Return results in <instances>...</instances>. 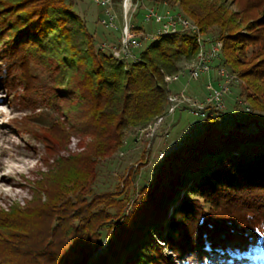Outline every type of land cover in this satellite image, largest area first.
<instances>
[{"label":"trees","instance_id":"16d2710c","mask_svg":"<svg viewBox=\"0 0 264 264\" xmlns=\"http://www.w3.org/2000/svg\"><path fill=\"white\" fill-rule=\"evenodd\" d=\"M150 1L221 41L222 64L243 100L264 112V0ZM75 2L0 0V82L16 68L28 94L38 78L32 63L47 69L48 107L83 144L51 160L28 200L0 208V264H90L103 230L97 264H208L214 257L251 264L243 255L264 240V125L246 132L249 123L235 122L222 132L210 122L163 157L131 202L124 192L146 164L143 155L114 192L92 193L93 161L118 151L126 129H144L166 113L164 76L193 59L197 45L187 32L159 36L136 61H118L97 47ZM47 134L58 144L70 139L58 119Z\"/></svg>","mask_w":264,"mask_h":264},{"label":"rangeland","instance_id":"374dc122","mask_svg":"<svg viewBox=\"0 0 264 264\" xmlns=\"http://www.w3.org/2000/svg\"><path fill=\"white\" fill-rule=\"evenodd\" d=\"M64 1L67 3L69 0ZM75 1L73 10L85 20L87 29L93 35L97 47L104 42L118 43L121 26L123 25V0L117 2L112 0L111 11L115 15L114 28L105 27L104 23L108 19L105 8L94 0ZM150 7L157 8L162 14L164 11L174 10L170 11V14H174L177 11L172 7L153 3L150 0H132V6L126 17L128 26L132 29L140 28L147 33H153L158 26L152 21L147 23L144 21L145 10ZM146 45L147 43L143 44L141 50L134 51L137 54V58ZM191 60L179 61L178 71L183 70ZM32 73L38 78L28 94L23 91L22 84L18 80V70L16 68L11 72L7 84L0 82V108L10 114V116L12 114L17 116L10 127L12 137L20 143H28L30 146L29 152L34 155L31 158V163L32 165L36 163L33 171L25 173L21 176V179L20 177L16 178L22 181L20 187H6L11 188L13 193L8 194L5 198H0V208L9 207L14 203H24L30 198L32 187H35L37 180L50 168L52 159L77 153L83 147L82 138L77 134L78 132L73 124L67 122L63 115L56 111L54 112L48 107L47 98L53 92L51 74L47 69L44 70L35 63H32ZM208 78L215 86L219 82L217 74L214 71H210L209 75L201 76L196 81L190 80L187 82L186 77H180L178 81L169 83L168 88L170 93H179L185 88L188 96L203 102ZM238 101L246 103L240 94L239 81H236L230 83L229 92L224 95L225 109L221 113L216 114L213 119H210L211 114L207 115L211 121H208L207 117L203 118L188 109L180 108L176 110L172 117L168 116L163 120L154 129L153 133L149 127L153 126L154 122L141 130L126 129L124 131L123 145L118 151L104 159H95L93 161L92 193L114 192L117 187H120L122 176L126 174L129 168L138 166L142 162L140 159L143 155L146 164L140 169L133 186L124 192L131 202L135 199L137 191L149 184L163 157L181 147L188 139L200 134L210 122L222 132L230 130L235 122L241 124L249 123L244 129L246 132H254L256 130L253 123L264 125V112L253 111L250 108L249 111H246L238 104ZM60 106L65 108L67 101L62 100ZM57 119L62 122L70 134V139L67 143L58 144L48 137L47 129ZM20 128L24 129L20 130ZM118 198L121 199L122 195ZM100 242L101 247L98 250V254L91 259L90 264H97L96 257L105 252V230L101 232ZM210 261L209 263L208 260V264H229L224 258L218 259L214 257ZM242 261H250L251 264H264V240H259L255 246H252L249 252L243 255ZM179 264H185V262Z\"/></svg>","mask_w":264,"mask_h":264},{"label":"built area","instance_id":"2783aa9c","mask_svg":"<svg viewBox=\"0 0 264 264\" xmlns=\"http://www.w3.org/2000/svg\"><path fill=\"white\" fill-rule=\"evenodd\" d=\"M100 6L105 8V13L108 16L105 27L114 28L115 15L111 11L112 0H94ZM166 6L165 4H163ZM132 6V0H123L122 13L123 25L118 43H102L100 48L111 54L116 60L130 62L137 60V54L134 51H139L143 44L154 41L159 36L171 35L174 33L187 32L194 38L197 45V53L191 62L178 72L165 75L164 82L169 84L179 80L180 77H186L187 82L190 80L196 81L201 76L209 75L210 71L217 74L219 82L213 84L208 78L205 85L206 94L203 102H199L188 96L183 88L179 93H169L167 96L166 113L157 118L153 126L149 127L152 133L158 125L168 116H173L177 109L185 108L189 111L207 117L221 113L225 109L224 95L229 92V85L232 82L238 81L235 74L227 69L222 63V42L217 40L213 35L201 32L193 21L182 14L180 11H175L170 14V11L160 13L157 8H146L144 13V21L154 22L158 28L152 33H147L140 28H130L126 21L127 14ZM215 64V66H213ZM238 104L246 111L249 107L246 103L238 101ZM152 136V135H151Z\"/></svg>","mask_w":264,"mask_h":264},{"label":"bare ground","instance_id":"6f19581e","mask_svg":"<svg viewBox=\"0 0 264 264\" xmlns=\"http://www.w3.org/2000/svg\"><path fill=\"white\" fill-rule=\"evenodd\" d=\"M15 118H17L16 115L10 116L0 108V198L13 193L11 188L6 187H20L21 176L33 171L36 165L31 163L34 155L29 152L28 143H20L12 137L10 127ZM17 177L20 179L17 180Z\"/></svg>","mask_w":264,"mask_h":264}]
</instances>
